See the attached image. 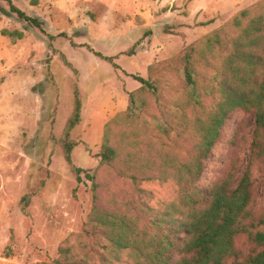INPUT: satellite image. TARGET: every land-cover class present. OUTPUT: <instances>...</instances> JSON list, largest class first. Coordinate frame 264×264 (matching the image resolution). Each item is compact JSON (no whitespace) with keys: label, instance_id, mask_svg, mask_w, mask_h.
<instances>
[{"label":"rangeland","instance_id":"374dc122","mask_svg":"<svg viewBox=\"0 0 264 264\" xmlns=\"http://www.w3.org/2000/svg\"><path fill=\"white\" fill-rule=\"evenodd\" d=\"M260 1L14 0L27 14L46 20L44 29L29 27L22 38L3 35L5 29L23 30L25 23L0 12V264L53 261L64 242L84 250L91 242L84 228L94 205L145 221L144 205L167 211L179 203L176 179L143 181L146 192H136L130 179L101 163L105 127L127 109L130 90L141 85L133 74L150 77L151 64L168 65L216 29L235 34L233 17ZM0 7L10 9L4 0ZM61 32L67 36L49 37ZM96 52L114 57L117 66ZM151 77L162 92L159 103L148 98L150 113L142 114L147 120L161 116L162 105L175 103L184 87L175 68H156ZM76 90L81 121L70 139L81 180L62 145ZM206 103L211 107L210 97ZM253 127L251 112H232L198 186L221 179L232 166L238 177L243 173ZM122 128L114 126L117 133ZM195 145L191 134L178 129L167 147L187 155ZM254 178V210L263 214L264 179L257 169ZM237 244L245 248V238Z\"/></svg>","mask_w":264,"mask_h":264},{"label":"trees","instance_id":"16d2710c","mask_svg":"<svg viewBox=\"0 0 264 264\" xmlns=\"http://www.w3.org/2000/svg\"><path fill=\"white\" fill-rule=\"evenodd\" d=\"M4 1L10 9L0 7V12L16 14L25 28L5 29L3 35L22 38L29 27L45 28L46 20L27 14L14 0ZM231 26L236 31L233 35L228 28L216 29L168 65L151 64L148 78L133 74L141 85L128 93L127 109L105 127L101 163L130 179L136 192H146L140 186L143 181L176 179L181 184L179 203L167 211H152L144 205L145 221L129 211L110 212L94 205L84 228L92 244L78 251L64 242L57 258L37 264H264V213L254 210L255 169L264 179V0L237 13ZM57 36L67 33L49 35ZM96 55L117 66L114 57ZM160 67L175 68L184 87L175 103L162 105L161 116L143 119L142 114L150 113L148 98L154 97L157 103L161 99L160 81L151 77ZM209 97L211 107L206 103ZM237 109L254 116L245 170L238 177L232 166L221 179L198 186L206 161ZM81 110L76 90L62 145L78 180L82 169L73 163L76 143L70 135L81 121ZM115 125L123 128L117 133ZM178 129L196 140L192 153L168 148L172 132ZM241 236L245 248L237 244Z\"/></svg>","mask_w":264,"mask_h":264},{"label":"water","instance_id":"95a60500","mask_svg":"<svg viewBox=\"0 0 264 264\" xmlns=\"http://www.w3.org/2000/svg\"><path fill=\"white\" fill-rule=\"evenodd\" d=\"M152 29H153V31H156V29H155V27H154V26L152 27Z\"/></svg>","mask_w":264,"mask_h":264},{"label":"crops","instance_id":"0c3cea01","mask_svg":"<svg viewBox=\"0 0 264 264\" xmlns=\"http://www.w3.org/2000/svg\"><path fill=\"white\" fill-rule=\"evenodd\" d=\"M130 91H132V90H130Z\"/></svg>","mask_w":264,"mask_h":264}]
</instances>
